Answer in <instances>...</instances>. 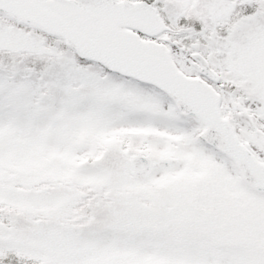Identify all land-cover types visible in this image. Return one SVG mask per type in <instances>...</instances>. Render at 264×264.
<instances>
[{"label": "snow or ice", "instance_id": "6c2138e0", "mask_svg": "<svg viewBox=\"0 0 264 264\" xmlns=\"http://www.w3.org/2000/svg\"><path fill=\"white\" fill-rule=\"evenodd\" d=\"M0 264H264V0H0Z\"/></svg>", "mask_w": 264, "mask_h": 264}]
</instances>
